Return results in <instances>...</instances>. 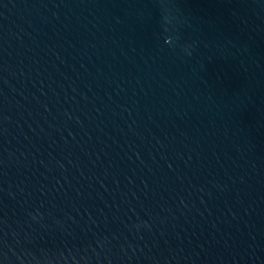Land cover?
Listing matches in <instances>:
<instances>
[{
	"label": "water",
	"instance_id": "95a60500",
	"mask_svg": "<svg viewBox=\"0 0 264 264\" xmlns=\"http://www.w3.org/2000/svg\"><path fill=\"white\" fill-rule=\"evenodd\" d=\"M0 264H264V0H0Z\"/></svg>",
	"mask_w": 264,
	"mask_h": 264
}]
</instances>
